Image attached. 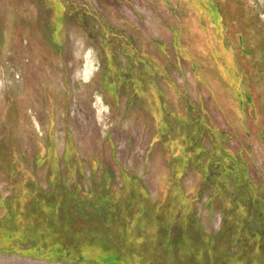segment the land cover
I'll use <instances>...</instances> for the list:
<instances>
[{
    "label": "rangeland",
    "instance_id": "374dc122",
    "mask_svg": "<svg viewBox=\"0 0 264 264\" xmlns=\"http://www.w3.org/2000/svg\"><path fill=\"white\" fill-rule=\"evenodd\" d=\"M261 200L264 0H0V264H264Z\"/></svg>",
    "mask_w": 264,
    "mask_h": 264
},
{
    "label": "trees",
    "instance_id": "16d2710c",
    "mask_svg": "<svg viewBox=\"0 0 264 264\" xmlns=\"http://www.w3.org/2000/svg\"><path fill=\"white\" fill-rule=\"evenodd\" d=\"M113 199H114V202L116 204V207L113 208V210H114L113 213H114V216H115V220H116L117 224H119L122 227L121 233H123V235H124V233H126V229L129 227V222L131 221L130 219L132 217L130 216L129 213H127L125 211V206L127 205V203H125L124 199L121 196H115V198H113ZM87 200H89V199H87ZM96 200L99 202L100 198H96ZM261 203H262V205H264V200H261ZM127 206H129V205H127ZM171 211H172V214H171ZM174 212H175V209H170L168 212H165V211L163 212L164 213L163 214V216H164L163 223H164V221L166 223V227L164 226L166 231L163 234L167 233V231L169 230L170 223H167V222L168 221H172V216L174 215ZM193 213L194 212H190V213H187V214L185 213L183 216H177L179 218V222H178V225H177L178 226L177 229H178L179 232H181V233L184 232L185 225L187 223V219L190 220V216H192ZM227 214L223 215V225L227 226V229H228L226 234H228V235H230V234L232 235L233 233L235 234V236H233L232 238H230L228 236L227 244H229L230 247L227 246V248L231 249V247H232L231 244H233V243L236 244L235 243V239L239 238V242L236 245V248L235 249H231L232 252H233L232 255H231V257H232L231 260H233V258L242 259L247 254V249H248V247L250 245L248 243V237L245 236V234L247 233V229L245 228L246 225L243 226L244 222L242 221V219L240 217L237 216L235 218V217L230 216V215L228 216ZM177 217H174L173 221H175ZM143 218H144V216H143ZM142 221H144V220H142ZM138 222H141L140 218L137 220V223ZM136 228H138V226ZM133 232H139V231H133ZM62 235H63V233L59 232V237L58 238L61 239V244H63L62 240L64 238ZM93 238L94 237H90L89 238V243H91L94 240ZM79 241L80 242H86L87 239L86 238H79ZM65 242H66V239H65ZM70 243H72V242H70ZM64 245H66V244H64ZM78 245H76L75 243H72L71 247H70L71 250L77 249ZM62 247H64V246H62ZM105 248H106L105 251H104L105 252V257L109 258V261L113 262L111 264H114V263L115 264H119L117 262V258L118 257L124 258L122 256V253H124V250H122V248H119L118 246L117 247H113V250L110 249L108 246H106ZM59 250H61V249L59 248ZM63 250H68V248L63 249ZM125 259H126V256L124 258V261H125ZM144 260L148 261V259H144ZM145 264H147V263H145ZM246 264H259V262L255 261V260H251V258H250Z\"/></svg>",
    "mask_w": 264,
    "mask_h": 264
}]
</instances>
